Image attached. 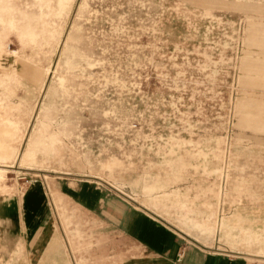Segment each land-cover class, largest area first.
<instances>
[{"label":"rangeland","instance_id":"1","mask_svg":"<svg viewBox=\"0 0 264 264\" xmlns=\"http://www.w3.org/2000/svg\"><path fill=\"white\" fill-rule=\"evenodd\" d=\"M61 184L264 264V0H0V264L140 254ZM33 195L52 224L7 240Z\"/></svg>","mask_w":264,"mask_h":264},{"label":"crops","instance_id":"2","mask_svg":"<svg viewBox=\"0 0 264 264\" xmlns=\"http://www.w3.org/2000/svg\"><path fill=\"white\" fill-rule=\"evenodd\" d=\"M59 188L83 212L99 221L105 220V226L113 225L114 230L125 233L128 241L137 242L133 245L140 248V254L125 258L120 264H238L218 257H205L193 251H186L181 255L177 240L164 222L135 207L132 209L119 200L110 198L101 201L99 193L89 185L69 187L68 184H61ZM32 197V201H27V215L30 219L28 223L22 221L20 212L17 217L14 214L11 220L3 222L1 227H4L7 240L18 239L26 245L27 237L35 236V244H38L46 225L52 224L47 210L43 209L41 196ZM44 260L45 255L42 262ZM54 261L55 264H62L60 256H55Z\"/></svg>","mask_w":264,"mask_h":264}]
</instances>
